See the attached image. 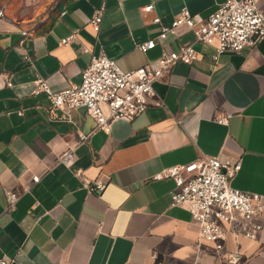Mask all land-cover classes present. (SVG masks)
<instances>
[{"label":"crops","instance_id":"crops-1","mask_svg":"<svg viewBox=\"0 0 264 264\" xmlns=\"http://www.w3.org/2000/svg\"><path fill=\"white\" fill-rule=\"evenodd\" d=\"M221 2L0 0V258L8 264H264V232L257 239L227 237L219 257L211 243L198 241L187 208L170 205L174 181L152 179L173 164L226 156L241 164L231 185L264 196V39L214 60L213 47L194 42L185 25L157 38L182 8L200 19ZM147 4L153 7L143 12ZM101 6L94 32L88 21ZM260 7L264 12V2ZM73 32L67 45L60 43ZM150 38L153 48L137 49ZM188 43L197 58L175 62L155 81V96L131 121L117 118L99 128L82 108L50 110L44 94L31 92L37 75L53 91L79 83L100 51L131 70ZM223 112L230 114L227 123H217ZM71 145L67 167L57 160ZM82 178L106 186L88 194ZM8 189H26L11 211Z\"/></svg>","mask_w":264,"mask_h":264},{"label":"built area","instance_id":"built-area-1","mask_svg":"<svg viewBox=\"0 0 264 264\" xmlns=\"http://www.w3.org/2000/svg\"><path fill=\"white\" fill-rule=\"evenodd\" d=\"M263 2L223 0L210 14L200 19L187 8H182L169 26L161 27L157 38L174 34L178 26L185 25L193 31L194 42L213 47L212 57L216 60L224 52H236L244 46L253 45L258 39H264V12L260 7ZM152 7V4H147L142 11L149 12ZM103 11L104 6H101L89 18L88 24L94 32L100 29ZM153 22H159V18L154 17ZM74 36L75 32L62 38L60 43L67 45ZM155 44V38H150L136 44V47L144 52ZM197 56L192 43L182 44L177 50H163L154 65L122 70L113 58L100 51L91 55L89 64L81 72L79 83L53 91L45 78L37 75L32 81L31 92L44 94L50 110L82 108L96 121L97 127L102 128L114 119L131 121L143 114L149 100L155 96L153 83L166 76L175 62L190 64ZM4 81L7 86L12 85L8 78ZM154 104L161 105L162 100L156 96ZM229 115L221 113L216 122L227 123ZM74 146L63 152L57 161L71 166ZM240 167V160L211 155L164 167L152 176L155 180L171 178L174 181L170 205L187 208L198 225V241L211 243L219 257H222L227 237L231 236L235 241L238 238L257 239L264 232V196L233 187L230 183ZM74 173L77 176L82 174L78 169ZM33 181H38V177L34 176ZM81 183L88 194H98L106 186L101 179L82 178ZM26 189L5 191L7 211L13 210L19 195ZM227 259L235 261L230 256ZM0 264H8V261L0 258Z\"/></svg>","mask_w":264,"mask_h":264}]
</instances>
